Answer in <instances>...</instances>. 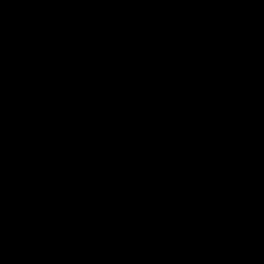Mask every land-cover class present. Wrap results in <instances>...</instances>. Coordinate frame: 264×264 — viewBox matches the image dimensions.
Masks as SVG:
<instances>
[{
    "label": "water",
    "instance_id": "1",
    "mask_svg": "<svg viewBox=\"0 0 264 264\" xmlns=\"http://www.w3.org/2000/svg\"><path fill=\"white\" fill-rule=\"evenodd\" d=\"M0 264H264V0H0Z\"/></svg>",
    "mask_w": 264,
    "mask_h": 264
}]
</instances>
